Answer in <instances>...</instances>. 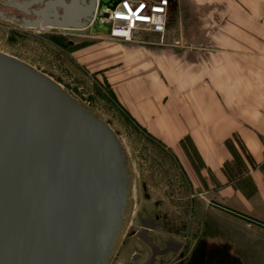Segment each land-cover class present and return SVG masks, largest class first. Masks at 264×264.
I'll return each mask as SVG.
<instances>
[{
    "label": "water",
    "instance_id": "1",
    "mask_svg": "<svg viewBox=\"0 0 264 264\" xmlns=\"http://www.w3.org/2000/svg\"><path fill=\"white\" fill-rule=\"evenodd\" d=\"M0 0V18L66 35L111 32L122 0ZM96 14V15H95ZM33 16V18H30ZM119 132L59 81L0 51V264H111L133 210Z\"/></svg>",
    "mask_w": 264,
    "mask_h": 264
},
{
    "label": "rangeland",
    "instance_id": "2",
    "mask_svg": "<svg viewBox=\"0 0 264 264\" xmlns=\"http://www.w3.org/2000/svg\"><path fill=\"white\" fill-rule=\"evenodd\" d=\"M181 2L178 10L182 26L178 24L179 11H176V25L171 29L167 42L159 40L155 43L152 38L145 42L109 40L113 43V61L100 64L85 59L89 48L99 47L101 40L85 41L76 38L79 37L77 35L63 36L56 29L30 30L11 22L0 23V51L25 60L59 81L119 132L134 171V205L130 224L133 219V227L138 229L140 219L159 213L163 226L155 233L158 241L172 238L189 243L192 240L189 236L196 231L199 233L202 221L205 222V211L214 212L209 208L210 203L205 199L200 182L191 178L181 162L183 160L141 126L125 106L123 85L127 78L124 75L131 70L129 65L134 63L132 59L138 51L147 55L154 49L172 54L175 59L165 67L173 69L180 77L183 72H189L194 77L192 79H201L205 74V62L216 64L223 56L229 58L230 63L242 65V69L257 65L264 70V31L261 29L264 27V0ZM253 17H257L254 23ZM256 25L259 34L254 39L249 36V28ZM241 27L243 30L234 32ZM181 32L183 39H180ZM234 36H241V39H234ZM158 73L163 81H167L162 67ZM189 158L192 160L191 156ZM145 192L151 196L150 200L145 199ZM194 195H198V200L193 205ZM193 206L201 214L198 217L201 222L197 218L191 220ZM225 225L234 228L238 235L243 234L234 225ZM251 227L249 224L247 235L243 234L247 247L238 238L236 244H239L245 264H264V232L254 233ZM125 238L122 244L124 242L128 246L131 239ZM230 239L234 241L233 237ZM124 248L120 252L118 249L111 264L125 263Z\"/></svg>",
    "mask_w": 264,
    "mask_h": 264
},
{
    "label": "crops",
    "instance_id": "3",
    "mask_svg": "<svg viewBox=\"0 0 264 264\" xmlns=\"http://www.w3.org/2000/svg\"><path fill=\"white\" fill-rule=\"evenodd\" d=\"M89 2L80 1L75 8V19ZM181 4V0H169L164 35L140 31L133 42H145L147 38L155 43L167 42ZM0 10L8 16L22 15L1 5ZM177 19L182 26L180 11ZM4 22L11 21L0 18V23ZM241 29L236 28L234 32ZM258 29L257 25L251 26L249 36L256 39ZM261 29L264 31V27ZM77 36L80 40L102 41L99 47L89 48L84 55L85 59L100 64L113 61V43L109 40L122 41L100 30ZM237 38L241 36H234ZM180 39H183L182 32ZM174 59L172 54L159 49L147 55L138 51L132 59L134 63L129 65L131 70L124 75L127 78L123 85L124 104L141 126L183 160L191 178L200 182L209 208L214 212L205 211V223L233 232L247 247L243 234L247 235L249 224L254 233L264 232V70L257 65L242 69V65L230 63L223 56L216 64L205 62L204 78L192 79L189 72H183L180 77L165 67ZM161 67L167 81L159 76ZM224 223L234 225L243 234L238 235Z\"/></svg>",
    "mask_w": 264,
    "mask_h": 264
},
{
    "label": "flooded vegetation",
    "instance_id": "4",
    "mask_svg": "<svg viewBox=\"0 0 264 264\" xmlns=\"http://www.w3.org/2000/svg\"><path fill=\"white\" fill-rule=\"evenodd\" d=\"M144 197L151 199L147 192L144 193ZM197 197L198 195L193 196V205L198 200ZM136 205L135 202V208ZM156 205L159 204L156 203ZM190 214L192 221L201 215L194 206ZM161 218L159 213L142 218L138 229L133 227L134 220H131L130 228L125 236V239L130 238L131 242L128 246L123 242L119 249L120 252L125 246L124 264H245L234 235L216 226H209L204 221L201 226L199 225V233L196 231L189 236L192 239L189 243L172 238L158 241L155 233L163 226ZM199 221L201 222V218ZM175 235L179 236L178 233ZM231 237L234 241L230 239Z\"/></svg>",
    "mask_w": 264,
    "mask_h": 264
},
{
    "label": "built area",
    "instance_id": "5",
    "mask_svg": "<svg viewBox=\"0 0 264 264\" xmlns=\"http://www.w3.org/2000/svg\"><path fill=\"white\" fill-rule=\"evenodd\" d=\"M169 0H122L109 14L111 38L133 42L146 31L164 35L167 29Z\"/></svg>",
    "mask_w": 264,
    "mask_h": 264
},
{
    "label": "bare ground",
    "instance_id": "6",
    "mask_svg": "<svg viewBox=\"0 0 264 264\" xmlns=\"http://www.w3.org/2000/svg\"><path fill=\"white\" fill-rule=\"evenodd\" d=\"M120 3V2H119ZM118 3V4H119ZM112 11L113 10H111L110 12H109V14L110 13H112ZM96 15V14H95ZM109 19V17L108 18H106L105 20L107 21ZM14 23H16V22H14ZM23 27V26H22ZM23 28H25V29H30V30H42V31H46V30H49L50 29V27H43V26H40L39 28H31V27H23ZM52 29H56L55 27H52ZM57 30V29H56ZM109 35H111V32L109 33Z\"/></svg>",
    "mask_w": 264,
    "mask_h": 264
}]
</instances>
